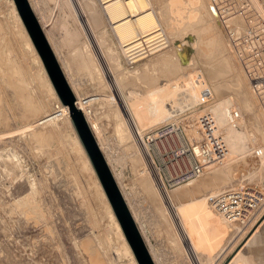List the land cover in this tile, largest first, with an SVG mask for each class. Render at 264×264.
<instances>
[{
    "label": "rangeland",
    "instance_id": "obj_1",
    "mask_svg": "<svg viewBox=\"0 0 264 264\" xmlns=\"http://www.w3.org/2000/svg\"><path fill=\"white\" fill-rule=\"evenodd\" d=\"M32 2L77 104L82 95H93L87 119L117 173L156 264H264V210L249 226L236 222L232 228L211 206V198L235 188V182L259 189L264 186V0L188 1L190 5L181 8L180 18L171 13L172 20L162 10L163 32L157 43L164 42L163 49L141 60L149 64L148 70L139 74L149 87L147 102L141 107L145 118L139 128L143 133L171 118L187 117L195 111L198 115L215 105L228 149L229 139L232 143L238 140L234 154L172 191L178 214L173 219L161 203L162 192L149 182L141 153L131 144L134 124L125 121L122 131L117 113L106 101L107 97L137 93L138 77L127 78L115 68L121 63L132 70L143 62L128 63L96 0ZM160 2L152 0L154 10L161 9L164 3L158 5ZM10 6V0H0V264H90L80 249L85 241H89L91 252L105 255L104 264H133L60 102L44 83L36 58L39 53L32 51ZM190 13L195 14L192 21ZM187 34L194 38L192 62L179 72L174 67L164 75L168 72L164 73L162 59L157 56L170 48H165L169 41ZM64 56L68 63L75 60L77 67L88 66L94 57L108 62L105 75H110L106 79L111 88L92 86L85 72L86 68L90 72V66L79 69L74 80L62 67ZM39 59L42 61L40 55ZM77 80L81 87L74 86ZM182 80L187 85L176 87ZM232 107L242 113L236 128L225 120ZM55 110L60 113L54 114ZM143 223L152 238L147 237Z\"/></svg>",
    "mask_w": 264,
    "mask_h": 264
},
{
    "label": "bare ground",
    "instance_id": "obj_2",
    "mask_svg": "<svg viewBox=\"0 0 264 264\" xmlns=\"http://www.w3.org/2000/svg\"><path fill=\"white\" fill-rule=\"evenodd\" d=\"M28 1H29L30 5L32 6V4H33L32 0H28ZM96 1L100 5V7L102 8L104 19L107 21V24L109 25V28L112 30V33L114 34L115 38L117 39V41L119 43L120 51L124 54V57L126 58L128 63L132 64V63H138V61H141L142 59H145V57L148 58L149 55H151V56L155 55V53L157 51H160V49H163L164 42L157 43L159 41V38L162 36V32H163L162 24H161V20H160L162 10L166 11V14L169 17V19L172 20L171 13H172L173 17L175 19H177V18H180L182 16L181 8L185 7V5H190L189 2L191 4H195L196 0H188L189 2L185 1V0H162V2L158 3V5H162L163 3L164 4L161 6V9L158 10V11H157V9L154 10L153 4H152V0H96ZM10 2H11V5H12V6H10L11 10L13 9L15 11L17 20L20 22V24L22 25L23 30L26 33L27 41H28L29 46L31 47L32 51H34V53L37 52V51H35L36 48L34 47L32 41H31V38L27 34V30L25 29V26L23 25L22 19H21L20 15H19L18 11L14 7L13 0H10ZM232 2H233V0H232ZM186 3H188V4H186ZM194 17H195L194 13H190L189 14V20L190 21H192ZM231 22H233V21H231ZM18 26H19V24H18ZM247 32H248V30H247ZM47 36H49V35H47ZM193 39H194L193 38V34H187V36L185 35V37H183V38L173 39L171 42L170 41L168 42V45L165 46V48L166 47L168 48V46L170 48H168L167 50H164L163 52H161V54L159 56H157V57H161L159 60L162 59V61H161L162 62V66L161 67H164V69L166 70V71L163 70L164 73L168 72L167 74L165 73L164 75H168L169 73H171V71H174L172 69L174 67L179 72L180 69H185L187 66H189V64L192 62L191 53H192V48H193L192 44L194 42ZM52 47L54 48V51L56 52V54H58V49L55 46L54 42L52 44ZM108 47H109V44H108ZM35 55H36V53H35ZM67 56L66 57L64 56V58L60 57L61 61H62V67L64 68V70H66L67 74L69 76H71L72 78H74V80H75V79H77L76 77H78L77 76L78 75L77 74L78 70L81 69V68H85L84 66H87V65L80 64L81 66L77 67L78 63L77 64L73 63L75 60L74 61L71 60L72 64H71L70 61L68 63ZM36 58L39 61V65L41 67L40 69L43 70V73H44V76H45V79H46V80H44V81H46L44 83L45 84L48 83V86H49L50 90H52V92L55 95L56 99L58 100V103L60 102L59 105L62 108L61 110H63L62 112L64 113V116L67 119L73 134L75 135L74 138H76V141H77L81 151L85 155V159H86L85 161H86V163H88L90 169L92 170L91 172H93V174H94V176L96 178L98 186L101 189L102 195H103L104 199L106 200V203H107V205H108V207L110 209L109 213H110V215H111V217H112V219H113V221H114V223L116 225V228L118 229L117 231H119V234L121 236L120 239H122V241H120V242H123V245L126 248V251H128L127 253H129L133 264H139L137 262V259H136L135 255H134V253H133V251H132V249H131L128 241H127V239H126V236H125V234H124V232H123V230L121 228V225H120V223H119V221H118V219H117V217H116V215H115V213L113 211V208H112V206H111V204L109 202V199H108V197H107V195H106V193H105V191L103 189V186H102V184H101V182L99 180V177H98V175H97V173H96V171L94 169V166H93V164H92V162H91V160H90V158H89V156H88V154H87V152L85 150V147H84L81 139L79 138V136L77 134V131H76L75 126L73 124V121H72L70 112L68 110V107L64 106V104L61 102V99L57 95V93L55 91V88H54V86H53V84H52V82H51V80H50V78H49V76H48V74H47V72L45 70V67L43 66L42 61L39 59V54L36 55ZM99 60L100 59H96L95 57L93 59L92 58L89 59L88 60L89 65L87 67L90 66V68H89L90 72H89V70L87 68H86L85 72L88 71L87 73H88L89 77L92 80L91 81L92 82L91 83L92 86L100 87L101 90L110 89L112 84L110 83L109 80L106 79L107 77L109 78L110 75L109 74L105 75V73H106L105 63L106 62L105 63L104 62L101 63L102 61L100 62ZM142 62L143 61H141V63ZM255 62H257V61H255ZM116 65H118V64H116ZM95 67H96V69H95ZM148 68H149V64L147 62H143L142 64L139 65V67L133 68L132 70H128L129 68H124V66H122V64L120 63L118 65V67L115 68L116 71H122V72L124 71L125 72L124 76H126L127 78L138 77V78H136V80H137L136 84H137V87H138L137 93L136 94H131V96L130 95L126 96L125 98H121L120 96H115L114 98L107 97L108 100H106V101H108L107 104L110 105V107L115 111V113H117L116 117L120 121V125L122 126V131L125 130V128H126L125 127V121L127 122L128 120H130L134 124L132 132H131V137H130L131 144L133 146H135L138 149V151L141 153L140 158H141V160H143V167H144V169L147 172L149 182L154 184L155 185V189L158 190L159 187L157 186V183H156L153 175L151 174V171L149 170V168H148V166L146 164V161L144 159L143 153H142L139 145L137 144L136 139H135V135H134L135 129H137L141 134L143 133V131L139 128L140 121H142V119L145 118V115L143 114V108H141V107L144 105V103L147 102L146 100L148 99V97L146 99H145V97L147 96L146 95L147 94L146 90L149 87L146 86V83H145L144 80L142 81V79L140 78L139 74H140V72H146V70H148ZM186 70H188V69H186ZM241 70H242V68H241ZM80 72H81V70H80ZM82 72H84V71H82ZM13 73L11 72V74H13ZM87 73H85V74H87ZM243 74H245L244 71H243ZM243 76H245V75H243ZM71 83H72V81H71ZM74 83H75L74 86H76V83H77V85L79 87H81L79 82H78V80L75 81ZM247 83H248V79H247ZM176 84H177L176 87H183V86L187 85V83L184 80H182L181 82H176ZM248 85L249 84H247V87H249ZM47 89H48V87H47ZM79 90H80V88H79ZM116 90L118 91V89H116ZM43 91H44V89H43ZM78 92H80V91H78ZM44 94H45V92H44ZM252 95H254V94H252ZM82 96L84 98V95H82ZM83 98L82 97L79 98V103H78L79 105L77 104V101H76V105L78 106V108H80L82 110L85 109V105H83V103H82V99ZM253 98L256 101V98L255 97H253ZM191 102L192 101H190V103ZM215 102L216 101H213L211 103H215ZM256 102H258V101H256ZM30 103H31V101H30ZM26 105L29 106V107H31V105L34 106V104L28 105L27 103H26ZM151 105H152V102H151ZM151 105H149V106H151ZM209 107H211L210 109H213V107L216 108L217 106L213 105V106H209ZM213 110H215V109H213ZM217 111L218 112L221 111V107H218ZM195 112H193V114L191 113L192 114V115L190 114L191 116L190 115L187 116L188 118L186 117L187 121H188V119L190 120L189 121L190 122L189 123V127H190L189 132L193 136L196 135L195 134L196 133L195 132V128H193L194 127V121L196 119L195 114L197 113V112L196 113ZM189 117H195V119L191 120L192 118L190 119ZM222 118H223L222 116H219V119H222ZM86 120H87L91 130L93 131V129H92V127H91V125H90V123H89V121L87 119V116H86ZM63 130L64 129H62V132H63ZM44 132H45L44 133L45 136H47L48 133L46 131H44ZM64 133H65V131H64ZM67 133L68 132H66L65 134H67ZM93 133H94V131H93ZM67 136H69V133H68ZM64 137H66V136H64ZM234 140L235 141L232 143L230 141V139H229V149H228L227 154L224 156V158L227 155L234 154V152L236 151L235 149L238 146V144H237L238 140H236V139H234ZM76 141L74 140V142H76ZM97 143H98V145H99V147H100V149H101V151H102V153H103V155L105 157L106 155L104 153V150L101 147V145L99 144L98 140H97ZM238 149H239V147H238ZM105 160H106L108 166L110 165V168H111L110 170H111L112 174L114 175V179L116 180V183L118 184V187H119V189H120V191L122 193V196H123L124 200L126 201V204H127L128 208H129V211H130V213H131V215H132V217H133V219H134V221H135V223H136V225H137V227H138V229L140 231V234L142 235V238L144 239V242H145V244L147 246L149 254H150L153 262L156 264V261L154 260L155 256L152 253V250L150 249L151 247L148 248V245H147V242L145 240V237L143 236V234L141 232V229H140V227H139V225L137 223L138 221L135 220V217H134V215H133V213L131 211L132 207L130 206L131 207V209H130V207L128 205L129 203H127L126 196H125V194L123 193V191H122V189L120 187L117 173L113 172V167H112L111 161L107 157H105ZM228 160H229V158H228ZM213 163H210V164L206 165L204 172L206 170L212 168L213 167ZM204 172H203L202 175H204ZM242 172H243V170H242ZM215 173H218V172H215ZM243 176L244 177L246 176L245 173H244ZM238 177H240V175ZM246 179H248V178H246ZM262 183L264 184V178L262 179ZM241 185L242 184H240L239 182H235L234 186H235V188H237V187H239ZM247 187H249V186H247ZM263 188H264V186H262L261 189H263ZM171 194H172V191H169L167 195L161 193L160 197H161L162 205L168 210V212H167L168 218L173 219L178 214H177V212H176V210L174 208V204H173L174 202H173ZM143 226L146 227L147 237L149 239L152 238L151 233H150L149 229L147 228L146 223H143ZM227 226L232 227V228L234 227L233 224H228V223H227ZM261 226L259 227V229L261 228ZM176 227L178 229H180V230L184 229L179 224H176ZM152 243H154V242H152ZM186 244L188 245V243H186ZM121 245H122V243H121ZM121 245H120V247H121ZM90 248H92V247H90ZM80 249H81V253L84 255L86 261L89 262L90 264H104L106 262V259L104 257L105 255H103L102 253H101L102 255H100L96 251L91 252L92 251L91 249L89 250V241H85L81 245ZM206 264H208V263H206Z\"/></svg>",
    "mask_w": 264,
    "mask_h": 264
},
{
    "label": "built area",
    "instance_id": "obj_3",
    "mask_svg": "<svg viewBox=\"0 0 264 264\" xmlns=\"http://www.w3.org/2000/svg\"><path fill=\"white\" fill-rule=\"evenodd\" d=\"M93 95L82 99L83 115L91 114ZM60 111L55 110L54 114ZM186 115L171 118L153 128L134 135L146 164L160 191H169L201 176L206 165L220 161L228 152L223 129L212 109H204L194 121L195 136L191 135ZM242 113L232 107L225 120L229 127L239 126ZM213 210L228 224L249 226L264 210V188L239 186L216 193L211 198Z\"/></svg>",
    "mask_w": 264,
    "mask_h": 264
},
{
    "label": "water",
    "instance_id": "obj_4",
    "mask_svg": "<svg viewBox=\"0 0 264 264\" xmlns=\"http://www.w3.org/2000/svg\"><path fill=\"white\" fill-rule=\"evenodd\" d=\"M15 1L19 14L43 61L55 91L61 99V102L68 107L77 134L94 166V169L121 225L126 239L137 259V262L139 264H155L97 143V140L95 139L82 110L76 105V97L69 85V82L67 81V78L65 77L61 65L57 61L55 53L53 52V49L51 48L37 17L29 4V1Z\"/></svg>",
    "mask_w": 264,
    "mask_h": 264
},
{
    "label": "crops",
    "instance_id": "obj_5",
    "mask_svg": "<svg viewBox=\"0 0 264 264\" xmlns=\"http://www.w3.org/2000/svg\"><path fill=\"white\" fill-rule=\"evenodd\" d=\"M156 120V119H155Z\"/></svg>",
    "mask_w": 264,
    "mask_h": 264
}]
</instances>
